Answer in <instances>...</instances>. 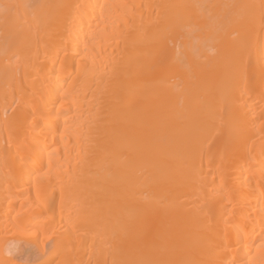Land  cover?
Returning a JSON list of instances; mask_svg holds the SVG:
<instances>
[{
	"label": "bare ground",
	"instance_id": "1",
	"mask_svg": "<svg viewBox=\"0 0 264 264\" xmlns=\"http://www.w3.org/2000/svg\"><path fill=\"white\" fill-rule=\"evenodd\" d=\"M0 264H264V0H0Z\"/></svg>",
	"mask_w": 264,
	"mask_h": 264
},
{
	"label": "rangeland",
	"instance_id": "2",
	"mask_svg": "<svg viewBox=\"0 0 264 264\" xmlns=\"http://www.w3.org/2000/svg\"><path fill=\"white\" fill-rule=\"evenodd\" d=\"M32 177H34V175H32ZM33 230L35 231V229H33ZM36 230H37V229H36ZM37 231H38V230H37ZM37 231H36V232H33V234H34V233L36 234ZM29 232H30V231H29ZM31 232H32V231H31ZM22 233H23V232H22ZM22 233L19 232V233H17V234H18L19 237H20ZM25 233H26V231L24 232V234H25ZM26 234H28V235H32V233H28V231H27ZM15 235H16V234H15ZM15 235H14V236H15ZM28 235H27V236H28ZM38 235H39V234H38ZM16 236H17V235H16ZM22 236H23V235H22ZM22 236H21V237H22ZM25 236H26V235H25ZM36 236H37V234H36ZM38 237H39L38 240H40L41 237H40V236H37V238H38ZM12 238H13V236H12ZM12 238H11V239H12ZM32 238H34V237H31L30 239H32ZM35 238H36V237H35ZM6 239H7V238H6ZM6 239H5V241H6ZM16 239H17V241H16V240H14V241L18 242V244L21 245L22 247L19 246V245L14 247V248H15L14 251H16V252H18V253L14 252V253L16 254V256H14L15 254H13V256H14L15 258L17 257V259H15L14 257H13V258H14L15 260H18V259L20 260V259H23V258H25V257H26L25 259H27L28 257L30 258V257H31V256H30V255H31V252H34V250L31 248V250H33V251H30V249H29L28 251H25V250H27V249H28L29 247H31V246L25 248L26 244H24L25 246H23V243H22V242H21L22 244L19 243L18 237H17ZM12 240H13V239H12ZM20 240L24 242V240H22V239H20ZM5 241L3 240V242H5ZM14 241H13V242H14ZM11 242H12V241H11ZM11 242H9V243H11ZM13 242H12V243H13ZM12 243H11L10 246H13ZM14 243H15V242H14ZM14 243H13V244H14ZM15 244H17V243H15ZM15 244H14V245H15ZM8 245H9V244H8ZM16 247H17V248H16ZM20 247H21L22 249H21ZM23 247H24V248H23ZM19 248H20V249H19ZM17 249H18V251H17ZM21 250H23V251H21ZM26 252H27V253H26ZM28 255H29V256H28ZM20 256H21V257H20ZM18 257H19V258H18ZM25 259H24V260H25ZM19 260H18V261H19Z\"/></svg>",
	"mask_w": 264,
	"mask_h": 264
}]
</instances>
